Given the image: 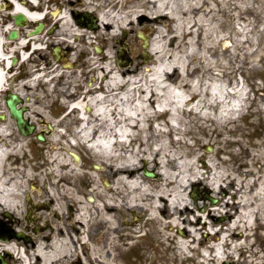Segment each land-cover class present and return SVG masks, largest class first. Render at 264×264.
I'll use <instances>...</instances> for the list:
<instances>
[{
  "label": "bare ground",
  "instance_id": "1",
  "mask_svg": "<svg viewBox=\"0 0 264 264\" xmlns=\"http://www.w3.org/2000/svg\"><path fill=\"white\" fill-rule=\"evenodd\" d=\"M190 2L193 1L183 0L181 4H178L171 0H150L151 4L147 13L138 15V18L146 16L150 18L160 13L152 18L156 21L158 17H161L164 25L156 29L151 42V52L156 56V64L134 74L106 70L107 78L101 81V89H91L98 93L73 103L74 107L81 110L84 106L92 109L90 112H79V122L73 132L67 134L63 128L58 127L57 121L49 122L53 126V132L49 136L51 151L45 155L47 162L39 172H33L25 150L31 138L19 130L13 117L7 118L6 112L0 111L4 115L0 118V223L11 222L21 227L20 222L25 211L24 204L27 210L24 198L28 194L31 203L30 215H32L30 220L33 222L37 219L41 220L51 229V234L47 230L37 235L30 234L31 243L14 237H0L1 258L9 261L7 258L11 257L18 264H117L110 249L114 233L121 228V225H118L116 221L117 214L114 209L119 206V200L112 192L121 191L122 185L129 188L130 201H135L138 205L148 206L149 200H154L155 204L151 207L150 217L153 214L156 215L160 207L169 208L170 226H177L183 233V236L177 238L180 254L187 258L191 256L188 251L195 249L208 261L219 262L226 256L244 254V248H249L248 245L253 244L252 230L257 223L264 227V149H259L256 155L261 160H245L238 165L230 166V158L224 156L223 144L218 143L213 161L201 158L203 168L199 170L196 159L200 160L201 154L198 149L192 148L188 140L183 141L182 125L184 123L179 111L184 113L189 110L193 113H201L199 117L201 116L204 120L207 114H211V107L214 106V118L218 124L222 122L224 115H234L245 104L242 87L239 89L235 87L236 96L225 95L226 80L222 77L210 78L205 82L207 91L199 90L198 95H190L202 85L199 84L198 79L189 78V64L182 67L178 79H174L171 75L176 66L183 65L184 61L180 59L179 54L186 45H193L191 51L186 49L187 55L202 49L195 41V37L199 39L202 29L206 30L205 48H209L215 42L208 30L211 23L208 15L197 12L185 17L180 12L179 7L191 8L194 5L200 6L201 3L200 0H195L191 3L192 5L189 4ZM138 12V10L128 9L129 16L120 9L115 12H103L100 14V20L105 26L112 27L111 33L115 36L119 33V28L127 25L128 20L134 21ZM28 17L37 20L39 14L36 11H29ZM61 20L62 24L70 21L66 14L61 16ZM172 21L182 25L175 28L171 25ZM171 31L175 33L171 35ZM189 36L194 38L193 42ZM27 39L24 37L17 41L13 48H9L6 47L5 40L0 37V101L6 98L8 91L24 96L26 91L36 88L40 79V75L34 73L28 79L19 80L18 88L11 82L14 80L10 74L14 66L11 61L13 52L27 44ZM172 47V51L167 55L169 48ZM105 56L111 58L110 49L106 51ZM21 58L22 60L29 58L25 49L22 51ZM105 68L108 69V65ZM197 68L198 65H195L194 69ZM187 104L188 107H186ZM39 108V105L35 108V115L37 114L44 122H47L48 117L45 113L38 114ZM166 111H169L167 124L155 121L153 126L155 132L149 133L150 116L152 117L156 112ZM168 125L173 130V141H183V143L180 142L182 147L175 146L170 149ZM68 136L70 137L66 138L65 142L60 141ZM153 142L156 144L152 148L147 145ZM67 143L69 145H65ZM78 144L88 147L95 158L98 160L102 158L103 164L110 167V170L115 168L118 172L112 186L110 185L105 192L102 187L100 188L94 171L88 170L82 174L89 172L87 174L91 179L90 193L87 194L93 197L99 194L103 197L93 204L85 198L86 193L77 194L65 187L64 183L58 184L66 180L68 175L72 177L77 169L76 164L62 149ZM248 144V146L253 145V142ZM261 145L264 146V143L262 142ZM185 147H189V150L185 151ZM120 148L122 151H119ZM140 148L146 154H143L141 159L138 157ZM212 149V146L209 147V150ZM152 155H154L153 158ZM256 156L254 154L253 157ZM141 160L147 163L148 168L151 167L148 164L152 160L158 165L157 172L161 177L158 189H156L157 185L149 189V184L141 183L140 175L130 174L129 171L138 167ZM167 163L172 165L169 166ZM256 165L259 168L256 169ZM152 168L155 167L152 166ZM206 171L207 176L213 178L209 188L214 194L223 186L222 181L227 178L232 184L235 183L236 191L227 195L226 199L222 198L218 205L201 211L188 200L190 196L187 193L189 194L190 191L189 185L198 180L196 178L204 176ZM211 173L213 174L210 176ZM27 184L34 185L37 188V194H34ZM142 192H145L144 196H141ZM62 196L73 209L72 212L69 211L68 217H72L69 224L74 226V231L65 228L57 221V218H61L60 213L63 217L66 216V211L62 207L64 204ZM232 197L235 199L234 203L230 202ZM52 200L55 204L50 210L46 205ZM187 207L191 209L193 216L184 214V208ZM225 208L229 219L223 225L225 228L218 230L222 224L216 215L222 214ZM36 210H39L38 216L35 215ZM6 212L10 217L9 220L3 217ZM179 213L183 214L182 220ZM182 221L184 225L180 223ZM93 222L105 225L100 234L106 241L97 243V241L88 240L87 228ZM79 226L82 229H79ZM125 231L127 236L133 234V231L130 232L129 229ZM172 236L173 234L170 238ZM216 237V241H211ZM247 237L250 238V242L245 241ZM206 240L208 244L204 243ZM87 245H90L89 251H84L82 255L77 252L79 246ZM100 247L104 248L105 254L100 252ZM169 250L173 252L174 248ZM262 250L263 247H259L258 250L255 247L251 252L254 255L259 252V258H262L264 255ZM176 254L179 255V252L177 251ZM153 255V252L149 254V256ZM236 263V260L229 261V264Z\"/></svg>",
  "mask_w": 264,
  "mask_h": 264
},
{
  "label": "rangeland",
  "instance_id": "2",
  "mask_svg": "<svg viewBox=\"0 0 264 264\" xmlns=\"http://www.w3.org/2000/svg\"><path fill=\"white\" fill-rule=\"evenodd\" d=\"M173 2H176L178 4H181L183 0H171ZM195 1V0H191ZM200 6H191V8H185L182 9L179 7L180 12L186 17L189 14L199 13L202 12L206 15H208L210 19V37L215 39L214 44H212L209 48H205V44H207V37H206V30L200 31V37L199 39L195 37V41L197 45H200L202 48L200 51L194 52L193 54H186V49L188 48L189 51L193 49L192 44L186 45V48L184 50L180 51V59L183 60L182 66H176L175 69L172 71L171 75L174 79H178L181 74L182 67L184 65L189 64L190 71H189V78L198 79L199 84L202 85L200 88H198L196 91L191 92L190 95L196 94L198 95V91L201 92L207 91V83L206 81L210 80L212 77H222L226 80V89H225V95H235V87L238 89L240 87L243 88L244 93L242 96H244V106H242L238 112H236L234 115L230 116H223V120L221 123H216L215 120V113H214V106L211 107V114L207 117L202 119V117H199V114L201 113H193L189 110L185 111L184 113L179 111L182 115V122L184 123L183 126V141L188 140L190 145L193 149H198L200 156V160L196 159V162L199 165V170H201L203 167V163L201 158L206 159L209 161H213L216 144L220 143L223 144L225 148V157L230 158V166H233L234 164H239L241 161H247V160H254L258 161L261 159L257 158V152L259 149H264V146L261 145V143H264V0H200ZM190 2L189 4L193 3ZM192 5V4H191ZM171 18V17H170ZM195 20V19H194ZM174 21V20H173ZM172 25L176 28L181 26L182 24L178 22H173ZM159 27H162V25H159ZM107 36H110V33L108 31L104 32ZM175 33V31H171V35ZM169 34V35H170ZM192 39V42L194 41V38L192 36H189V39ZM191 42V43H192ZM87 48V47H86ZM172 48H169L167 55L172 51ZM20 51L14 52V54L17 56V64L13 66V69H19L21 66H24L28 70H33L34 66L36 65L34 61L32 60V54L31 56L26 59L22 60L19 59L20 57ZM153 57L155 56L152 54ZM205 57L207 58L205 60ZM93 59H99L100 57L93 56ZM151 65L148 66L151 68L154 64H156V56L155 58L151 59ZM198 65L197 69H194V66ZM194 69V70H193ZM12 84L17 86V81L14 79L11 81ZM191 84V83H190ZM187 87V86H185ZM231 88V89H230ZM37 88H32L30 91H26L25 94L28 96H24V100L26 104L29 105L30 109H35L38 107V99L39 95L36 96L35 91ZM239 92V91H238ZM237 92V93H238ZM239 95L240 92H239ZM236 96V95H235ZM216 106V105H215ZM188 107V104L187 106ZM0 111H5L7 118H10V115L7 110L6 105V99L2 98L0 101ZM34 113V111L30 112V115L38 125L36 131L47 129L48 126L46 123L40 122V117H38ZM161 114V115H160ZM47 119L50 122L58 121L61 116H56L54 114L46 113ZM169 116V111L166 112H156L152 117L150 116L149 123V133L155 132L153 129V126L155 124L152 123V120L158 118L159 122H165L167 124ZM66 116H62L61 119L65 118ZM79 119V117H78ZM39 121V122H38ZM256 125H259L260 127H263L261 129L257 128ZM168 130V136L170 139V149L176 147H182L181 143L183 141L175 140L173 141V130L170 128V126H167ZM76 127H72L70 129H73ZM68 130V129H67ZM73 130H70V132H73ZM53 130L48 132L46 136L48 137L46 141L41 142L37 136L36 133L29 134L28 136L31 138V140L28 143V146L25 147L27 158L30 159V165L32 167V170L34 173L39 172V170L46 164L47 161H45V155H47L48 152L51 151V143L49 140V136L52 134ZM66 131V133H70ZM140 134V133H138ZM70 136L66 137L69 138ZM63 142V141H62ZM249 142H253V145L248 146ZM156 142H153L151 144H148L151 148L153 145H155ZM176 144V145H175ZM65 145H69L68 143ZM131 143L129 142V147ZM121 145L119 144V147ZM212 146L213 149L209 150L207 147ZM185 151L189 150V147L184 148ZM62 151L67 153L69 157H71V151L76 152L80 156L83 155L87 159V163L84 162H77L73 161V163L76 164L77 169L74 172L73 176L71 177L68 175L67 179L59 182L58 184L61 185L64 183V186L72 190L74 193L77 194H83L86 193L85 198L91 203L97 202L99 199H103V197H100L99 194H96L94 197V200H90L89 194L90 189L89 185L91 183V179L89 177V172H86L85 175H82L85 171L91 170L96 173V177L98 180V183L100 185V188L102 187L103 192L107 191V187L104 184V178H107V173L102 167V158L99 160L95 158L90 149L86 147L85 145L78 144L77 146H68L67 148L62 149ZM119 151H122L120 148ZM146 155L142 149L140 148V154L138 157H141ZM255 154L256 157H253ZM82 157V158H83ZM154 155H152V158ZM84 159V158H83ZM42 160V161H41ZM94 164H101L100 169H97L94 167ZM169 166L172 165V163H167ZM140 166L143 165V160L140 161ZM151 165L150 168L155 167L154 170L157 171L158 165L155 163L154 160L150 162ZM260 166V165H259ZM259 168L256 165V169ZM205 169V167H204ZM194 171V170H193ZM207 171L204 176L198 177L196 181H199L202 186L204 187H211L210 181L213 178H210L209 175L207 176ZM213 173L210 174V176ZM195 175V174H194ZM141 183L149 184L148 188L152 189L161 182V177H155V178H149L145 177L143 175H140ZM196 176V175H195ZM110 179V177L108 178ZM145 179V181L143 180ZM213 181V180H212ZM229 182V178L226 180L224 179L222 183L224 184L222 187L224 188L226 183ZM112 183V181H111ZM66 184V185H65ZM78 185H81L80 188H78ZM193 185V184H192ZM27 186L32 190L34 194H37V188L31 186L30 184H27ZM191 186L189 185V188ZM228 188V186H226ZM155 189V190H156ZM147 190V189H145ZM213 191V190H211ZM236 191V186L232 187L231 192ZM95 192V191H94ZM115 193V192H114ZM145 192H142L141 196H144ZM218 195V192H216ZM28 194H26L27 197ZM91 195V194H90ZM187 195H189L187 193ZM230 195V194H229ZM190 196V195H189ZM144 198V197H143ZM227 198L225 194H221V199ZM25 199V198H24ZM191 201V197L188 199ZM63 209L66 211H69V208L71 205H67L65 198L62 196ZM56 202V201H55ZM231 203L235 202L234 197L230 200ZM54 200L49 203L48 208L51 210L54 206ZM154 200H149L148 206L151 207L154 206ZM192 204V203H191ZM209 206H212L210 202H208ZM24 206V215L22 216V220L20 223H22L21 227H19L16 223L12 224L15 229H18L20 231H25L28 234L31 235H37L41 232V230L36 231V224L31 221V223L28 222L26 216L27 211ZM169 209V208H167ZM166 209V210H167ZM188 209V208H187ZM185 209L184 208V214H191L193 216L194 214L191 211V209ZM234 209V207H233ZM38 211H35V214L38 216ZM156 215H152L149 219L152 221V224L150 227L153 226L154 234L153 233H143L144 227H142L139 231H135L133 234L134 239L130 238H124L122 237L123 231L127 230V228L123 227L120 228L118 231H116L114 234V237L111 242V251L113 252L112 257H114V261L117 264H223L224 260H229L233 262L236 260V264H264V255L262 258H259V252H257V255H254L251 250H253L255 247H263L262 253H264V227L260 226L258 223L252 230V238H254L253 244L248 245L249 248H244V254L238 253L233 256H226L221 261H208L206 257H203L199 252H197L195 249L188 251L189 258L185 257L184 255L180 254V249L177 244V238L180 236H183V233H181L178 230L177 226H170V218L164 217L163 214L156 212ZM169 213V212H168ZM61 218L57 219L58 223L62 224L65 228H69L70 230L74 231V226H71L69 222L71 221L72 217L67 219V217H63L62 213ZM180 214V213H179ZM181 220L183 218V214H180ZM3 217L6 219H9V216L3 214ZM94 220V219H93ZM147 221V218H146ZM145 221V222H146ZM29 223L28 229L26 228ZM37 223L41 224L42 222H39L37 220ZM71 223V222H70ZM184 225L183 221L180 222ZM226 220H222L221 224L222 226L218 229L220 230L222 227L225 228L223 225L226 224ZM120 225V224H118ZM67 226V227H66ZM171 228H170V227ZM79 229H82V227H78ZM105 228V225L101 224L100 222H93L89 225L87 230L89 231L88 234V240L89 241H97V243H101L104 240L101 238V232ZM152 229V230H153ZM206 229V227H205ZM47 230L49 233V228L44 229ZM147 230V229H146ZM150 231V230H148ZM101 233V234H100ZM99 234V235H98ZM173 234L171 238H173V241H171L170 236ZM100 236V237H98ZM210 237V236H209ZM170 238V239H169ZM249 237L245 239V241H249ZM217 240V237L214 239H211V241ZM171 241V246H169V242ZM250 242V241H249ZM27 243V242H26ZM28 243H31L29 241ZM191 243V242H190ZM204 243H207V240L204 241ZM152 244L154 245L155 249L152 251L153 256H149L152 252H147L145 249V245ZM192 244V243H191ZM190 244V245H191ZM248 244V242H247ZM90 245H87L86 247L79 246L77 252H80L82 255L84 251H89ZM245 246V247H248ZM174 248L173 252H170L169 248ZM179 252V255L176 254V252ZM100 252L102 254H105L104 248L100 247ZM168 253L172 254L169 255ZM193 254V255H192ZM246 258H245V257ZM258 256V257H257ZM207 257H209L207 255ZM12 264H18L16 260H14L11 257L7 258ZM260 259V260H258ZM255 260V261H254ZM261 262V263H260ZM79 264V263H78Z\"/></svg>",
  "mask_w": 264,
  "mask_h": 264
},
{
  "label": "flooded vegetation",
  "instance_id": "3",
  "mask_svg": "<svg viewBox=\"0 0 264 264\" xmlns=\"http://www.w3.org/2000/svg\"><path fill=\"white\" fill-rule=\"evenodd\" d=\"M150 4V0H0V37L5 40L6 47L13 48L16 42L24 37L30 40V46L37 47L35 52L31 48L34 52L32 60L36 64L34 69L28 70L21 66L19 69H12L10 74L17 81L28 79L34 73L40 75L35 91V94L39 95L38 114L42 112L61 117L66 116L63 119L60 117L59 122L57 121L58 127L70 132L73 130L70 128L78 125L79 112L92 110L86 106L81 110L74 107L73 103L97 94L98 92H93L91 89H101V81L107 78L106 70L112 69L121 74H134L150 66V61L153 59L151 54L152 38L155 36L158 26H164L161 17H158L156 21L152 20L160 13H156L154 17L150 18L147 16L138 18V15L147 13ZM118 9L128 16V9L139 12L134 21L129 22L128 20L127 25L119 28V33L114 36L111 33L112 27L105 26L101 22L100 14L115 12ZM29 11H36L39 18L37 20L30 19ZM65 14L70 21L67 24H62L61 16ZM13 31L18 34L15 38L10 37ZM105 31H108L110 36H107ZM108 49L111 51V58L105 56ZM97 55L100 57L99 59L92 58ZM106 65H108V69L105 68ZM35 110L30 107L22 108L24 116L34 123V128L37 129L38 125L30 115V112ZM40 122H44L41 117ZM44 123L48 126L43 130L46 135L53 130V126L48 121ZM256 126L259 129L263 128L259 125ZM47 138L46 136L42 142ZM60 141L65 142L66 137ZM71 157L76 161L72 154ZM82 157L83 155L75 163H87V159ZM94 167L98 168L96 164ZM142 168L138 165L129 172L131 175L142 174L145 176ZM101 169L107 173L104 184L108 189L110 185L112 186L118 172L115 171V168L110 170V167L103 163ZM109 177L110 179H108ZM143 180L145 181V179ZM80 186L78 185V188ZM233 186L235 183L232 184L229 180L224 188L218 189L219 197L216 205L222 201L221 194L229 195ZM120 190L112 192H115L114 196L119 200V206L114 208L117 214V223L121 225V228L125 227L130 232L133 231V234L142 227H144L143 233L154 234L155 229L153 226L150 227L152 224L149 219L150 207L130 201L131 194L126 185H122ZM205 194L206 192L203 190L195 195L197 199L195 206L199 210L205 207ZM197 208L196 210H198ZM166 209L165 206L160 207L158 212L164 217H169V209ZM69 211L72 212L73 209L70 207ZM69 211H67V219H69ZM226 212L225 208L221 212L222 214L216 215L217 218L219 220L229 219V214ZM122 233V237L134 239L133 234L127 236L126 231ZM143 249L152 252L155 247L148 244Z\"/></svg>",
  "mask_w": 264,
  "mask_h": 264
},
{
  "label": "water",
  "instance_id": "4",
  "mask_svg": "<svg viewBox=\"0 0 264 264\" xmlns=\"http://www.w3.org/2000/svg\"><path fill=\"white\" fill-rule=\"evenodd\" d=\"M11 37H16L17 34L15 31H13L10 35ZM21 101V98L16 94V93H12L9 94V97L7 99V103L8 106L11 109V113L13 116L16 117L17 121H18V126L21 129V131L25 134H29L32 133L34 130V125L28 124L26 119L23 116V112H22V108H18L17 107V102ZM1 117H3V115H0ZM38 137L40 139H43L44 136L43 134L39 133ZM76 157H78L77 155H75ZM144 173L148 176H155L156 174L149 170L148 168L145 167ZM206 197H209L211 199V202L214 203L217 199L216 197H214L211 194H207ZM0 229H2V227H0ZM4 229V228H3ZM7 237H17V238H23L26 241H28V237L25 236V234L21 231H15V230H9L6 231L4 233ZM0 264H7L6 262L3 261V259L0 257ZM224 264H229L227 261Z\"/></svg>",
  "mask_w": 264,
  "mask_h": 264
}]
</instances>
